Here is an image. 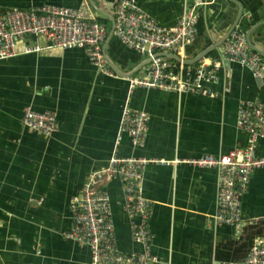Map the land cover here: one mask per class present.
I'll list each match as a JSON object with an SVG mask.
<instances>
[{
  "label": "crops",
  "instance_id": "0c3cea01",
  "mask_svg": "<svg viewBox=\"0 0 264 264\" xmlns=\"http://www.w3.org/2000/svg\"><path fill=\"white\" fill-rule=\"evenodd\" d=\"M117 0H0V13L55 5L85 12L106 26L104 57L110 77L89 63L84 48H45L43 37H27L16 48L38 45V53L0 61V264H88L89 250L67 240L69 203L88 176L113 156L147 159L219 157L247 146L237 125L242 104H264V79L229 62L223 45L196 62L235 27L264 50V0H135L159 24L172 27L185 7L199 2L198 36L186 47L185 67L204 70L203 85L213 98L136 88L127 78L148 75L147 57L112 33ZM240 6V8L238 7ZM240 9V10H239ZM167 59V58H166ZM264 59V58H263ZM174 66L177 62L167 59ZM264 70V68H263ZM131 76V77H133ZM53 111L59 124L51 137L23 126V108ZM148 115L143 148L127 135L117 141L123 109ZM264 157V140L256 143ZM143 195L151 203L149 229L153 264H241L253 242L264 238V170L252 172L241 199L242 225L218 224L217 171L185 164H149L142 172ZM109 196L114 239L126 254L143 251L132 240L122 183L104 186Z\"/></svg>",
  "mask_w": 264,
  "mask_h": 264
},
{
  "label": "built area",
  "instance_id": "2783aa9c",
  "mask_svg": "<svg viewBox=\"0 0 264 264\" xmlns=\"http://www.w3.org/2000/svg\"><path fill=\"white\" fill-rule=\"evenodd\" d=\"M195 2L185 7L176 24L166 27L159 24L147 12L139 8L135 0H117L114 6L113 35L125 46L151 58L148 75L127 78L130 95L136 88L172 91L178 94H194L214 97L206 89L204 70L191 71L180 62L174 66L158 53H171L183 60L185 49L198 36L199 14ZM107 36L106 26L85 12L55 5H41L31 10H8L0 13V61L19 54L38 53V45L19 52L17 42L27 37H43L45 48L61 50L84 48L89 63L107 76H114L104 57L103 44ZM223 53L229 62L239 63L251 69L255 77L261 75L264 59L253 51L246 36L233 30L223 44ZM148 115L125 107L122 112L117 141L127 135L133 146L143 148L147 134ZM21 123L24 127L43 136L51 137L59 129L53 111L37 112L31 105L23 108ZM237 125L248 134L247 146L227 155L198 158L147 159L113 156L107 165L92 172L78 193L69 203L71 227L63 237L89 250L88 264H153L157 260L151 253L152 235L149 229L151 203L143 195L142 172L149 164H185L217 171L219 189L217 197L218 224L242 225L241 199L246 192L251 174L256 169L264 170V157H257L256 143L264 140V104L247 102L237 112ZM122 183L125 214L131 222L132 240L143 251L126 255L115 244L109 196L104 189L107 182ZM232 264V263H220ZM241 264H264V238L256 239Z\"/></svg>",
  "mask_w": 264,
  "mask_h": 264
},
{
  "label": "water",
  "instance_id": "95a60500",
  "mask_svg": "<svg viewBox=\"0 0 264 264\" xmlns=\"http://www.w3.org/2000/svg\"><path fill=\"white\" fill-rule=\"evenodd\" d=\"M238 7L240 8L239 5H238ZM240 14H241V12L239 11V13H238V15L236 17V20L234 21V23L232 24V26L230 27V29L227 31L226 35L222 38V40L220 42H218V44H216L215 46H211L209 48H206L201 54H199V56L196 59V62H200L203 58L207 57V55L214 48H219L220 46H222L224 44V42L229 38L231 32L233 30H235V27L237 25V21H238V19L240 17ZM112 22H113V27H114V20ZM247 41H248V44H249L250 48L264 58V50H261L260 48H257L256 46H254L248 40V38H247ZM157 56L167 58V59L172 60V61H175L177 63L182 62L184 65L186 64V61L185 60H181L178 56H176L174 54H171V53L162 52V53H158ZM106 61H107L108 65H109V67L116 73V70L112 67L111 63L108 60H106ZM150 63H151V58H148L146 64H150ZM133 74L134 73H132L131 75H129L128 78L131 77V76H133ZM263 79H264V70H262L261 71V75L259 77H257V82L261 84L262 81H263Z\"/></svg>",
  "mask_w": 264,
  "mask_h": 264
}]
</instances>
